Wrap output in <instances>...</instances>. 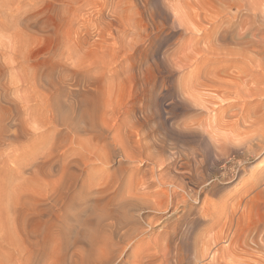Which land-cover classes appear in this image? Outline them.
Listing matches in <instances>:
<instances>
[{"label": "rangeland", "instance_id": "obj_1", "mask_svg": "<svg viewBox=\"0 0 264 264\" xmlns=\"http://www.w3.org/2000/svg\"><path fill=\"white\" fill-rule=\"evenodd\" d=\"M263 119L264 0H0V263L14 264V225L30 216L31 239L53 236L50 264H264ZM159 173L175 185L152 184ZM111 179L113 213L99 220L92 192ZM125 195L141 208L120 205Z\"/></svg>", "mask_w": 264, "mask_h": 264}, {"label": "bare ground", "instance_id": "obj_2", "mask_svg": "<svg viewBox=\"0 0 264 264\" xmlns=\"http://www.w3.org/2000/svg\"><path fill=\"white\" fill-rule=\"evenodd\" d=\"M191 90V89H190ZM260 117V116H259ZM64 120V119H63ZM198 120V119H197ZM264 120V119H263ZM262 120V121H263ZM261 121V122H262ZM69 122H72V121H69ZM207 124V123H206ZM263 124V123H262ZM181 125V124H180ZM202 124H201V122H199V121H189V122H187L186 124H185V126L186 127H200ZM204 127V126H203ZM205 128V127H204ZM78 129V128H77ZM206 129V128H205ZM204 129V130H205ZM208 129V128H207ZM206 129V130H207ZM74 130V129H73ZM174 130H176V129H174ZM100 132V131H99ZM184 132V131H183ZM261 132V131H260ZM262 132H264V130L262 131ZM102 133V132H101ZM258 132H256V134L255 135H257L258 136V138H261V139H264V133L262 134H260V133H258ZM175 134V133H174ZM199 134V133H198ZM176 135V134H175ZM171 136V135H170ZM179 136H181V135H179ZM197 136V135H196ZM199 136H202V134H199ZM198 136V137H199ZM93 137V136H92ZM91 137V138H92ZM178 137V136H177ZM195 136H193L192 138H193V140H195V138H194ZM252 138H250V139H248V141L247 142H245L246 143V145H245V152L246 153H253L254 152V148H255V146H256V144H254V140L256 139L255 137L256 136H251ZM95 138V137H94ZM201 137H199V139H200ZM205 138H207L206 136H205ZM83 139V138H82ZM80 140L79 139V143L81 144L80 146H82L83 148H86V150H88V152L89 153H91L92 154V152L94 151V149L96 148V146L94 145V147L92 146V144H90L91 142H86L85 140ZM89 139V141H92V140H90V138H88ZM93 139V138H92ZM170 139V138H169ZM168 139V140H169ZM181 139V138H180ZM203 140H209V138L208 139H204V137L202 138ZM202 139H200V140H202ZM187 140V139H186ZM191 140V139H190ZM192 140V141H193ZM257 140V139H256ZM259 140V139H258ZM88 141V140H87ZM99 141V140H98ZM101 141H102V139H101ZM117 141V140H116ZM153 141V140H152ZM197 142H198V140H196ZM212 141V140H211ZM223 141V140H222ZM173 142V141H172ZM206 142V146H208V144H207V142L208 141H204V143ZM186 143V142H185ZM202 143V142H201ZM203 143V144H204ZM194 144H196V142H194ZM113 145V144H112ZM211 145V144H210ZM137 146V145H136ZM146 146V145H145ZM194 146V145H193ZM197 145H195L194 146V148L196 147ZM203 146V145H202ZM205 146V145H204ZM214 146V145H213ZM228 146H229V144H228ZM148 147H151V148H155L156 150H155V152H156V154H160V152L161 151H163L162 150V148H163V145L162 144H158V145H156L155 143H149L148 144ZM201 147V146H200ZM199 147V148H200ZM210 146H208V148H209ZM107 148V147H106ZM194 148L193 147H191V149H193V151H194ZM197 148V147H196ZM204 148V147H203ZM226 148V147H225ZM198 149V148H197ZM196 149V150H197ZM97 150V149H96ZM96 150H95V152H93L95 155H94V157L96 158V159H101V160H105V159H107L105 156H104V153L102 154V152L100 153V152H96ZM186 150V149H185ZM195 150V151H196ZM210 150V149H209ZM213 150V149H212ZM100 151V150H99ZM107 151V150H106ZM154 151V150H153ZM192 150H190V151H188V153L186 154V157H187V160H188V162L190 163V166H191V169H194V170H196V171H198V168H197V165H199L200 163H196L195 162V159H197V158H195V151L193 152ZM203 151V150H202ZM201 151V152H202ZM205 151L206 152H208L206 149H205ZM220 151V150H219ZM228 151H230V150H228ZM240 151V150H239ZM184 152V151H183ZM198 153H199V151H198ZM208 154H209V152H208ZM214 154H215V157H214V155H212L214 158L213 159H215L216 160V157L217 156H219L221 153L219 152V155H218V153H217V150L216 151H214ZM228 154V153H227ZM115 155V154H114ZM200 155H203V154H200ZM205 155V154H204ZM204 155H203V157H204ZM207 155V154H206ZM217 155V156H216ZM108 156V155H107ZM112 156V155H111ZM199 156V155H198ZM221 156H222V154H221ZM113 157V156H112ZM119 157V156H118ZM181 157V156H180ZM203 157H202V159H203ZM207 157V156H206ZM211 157V156H210ZM223 157V156H222ZM80 158V157H79ZM162 157H161V155H156V157H155V163H160V164H163V163H161V161L160 160H162L161 159ZM74 159V158H73ZM77 159V158H76ZM95 159V160H96ZM108 159H109V157H108ZM165 159H166V157H165ZM199 159V158H198ZM219 159H221V157L219 156ZM186 160V159H185ZM208 160V159H207ZM78 161V160H77ZM84 161V160H83ZM97 161V160H96ZM109 161V160H108ZM170 161V160H169ZM192 161H194V163H196V164H194L193 165V163H192ZM219 161V160H218ZM223 161V160H222ZM221 161V162H222ZM67 162H69V161H67ZM66 162V163H67ZM86 162V161H85ZM120 162V161H119ZM171 162V161H170ZM200 162V161H199ZM202 162V161H201ZM208 162H209V160H208ZM70 163V162H69ZM72 163V162H71ZM79 163H81L80 161H79ZM63 164V163H62ZM75 164V163H74ZM165 164V163H164ZM203 164V163H202ZM202 164H200L199 166H201ZM64 165V164H63ZM68 165V164H67ZM79 165V164H78ZM73 166V165H72ZM80 166V165H79ZM83 166V165H82ZM160 166V165H159ZM65 167H67V166H64V168ZM60 168V167H59ZM61 168H62V166H61ZM63 168V169H64ZM164 169H168L169 167H167V165H164V167H163ZM62 169V170H63ZM163 169V170H164ZM65 171H66V169H64ZM151 170V169H150ZM149 170V171H150ZM158 170H160V169H158ZM179 170V169H178ZM188 170V169H187ZM206 170V169H205ZM35 171V170H34ZM61 171V170H60ZM65 171H63V172H65ZM80 171V170H79ZM168 171V170H167ZM190 171V170H189ZM63 172H61L60 174H63ZM68 173H70V172H72V171H67ZM152 172H153V169H152ZM151 172V173H152ZM36 173V172H35ZM67 173V174H68ZM156 173V172H155ZM195 173V172H194ZM66 174V173H65ZM67 174L65 175L66 177H67ZM71 174V173H70ZM69 174V175H70ZM73 174V173H72ZM71 174V175H72ZM78 174V173H77ZM204 174V173H203ZM64 175V174H63ZM62 175V176H63ZM68 175V176H69ZM70 175V176H71ZM74 176H75V174H73ZM73 175H72V177H73ZM152 175V174H151ZM181 175V174H180ZM183 175H184V173H183ZM188 175V174H187ZM194 175V174H193ZM61 176V175H60ZM59 176V177H60ZM168 176V175H167ZM191 176V175H190ZM70 178V177H67V180H68V178H70L71 180L68 182V181H65V183L64 184H66L67 186H71L72 184H73V181L74 182H76L75 180H72L73 178L75 179L76 177H77V175L75 176V177H73V178ZM107 177V176H106ZM122 177V176H121ZM149 177V176H148ZM151 177V176H150ZM149 177V178H150ZM166 177V176H165ZM62 178V177H61ZM61 178H60V181H62L61 180ZM78 178V177H77ZM113 178V177H112ZM147 178V177H146ZM152 181H150L152 184H159V185H166V184H174L173 183V179L171 178V180H172V182L170 183V182H166L165 180H164V177H163V175L162 174H157V176L155 177V174H153L152 175ZM189 178V177H188ZM100 179V178H99ZM106 179V178H105ZM108 179V178H107ZM64 180H66V178L64 179ZM113 179H111V181H112ZM123 180V179H122ZM117 181H120V180H117ZM115 179L113 180V182H107L105 185H102V186H98V187H95V189L93 190V192L92 193H94V199H93V205H94V207H95V212H96V214H95V216L97 217V216H100L99 217V220H100V218H102V216H103V218H104V216H109V215H111V213H113V212H111V209L109 208L111 205H112V203L111 202H114L116 199H117V195L115 194L116 193V188H118V187H120V185H119V183H118V185L116 186V188L114 187L115 186V184H117L116 182H117ZM63 182L64 181H62V182H60L61 184H63ZM67 182V183H66ZM134 182V181H133ZM136 182V181H135ZM141 182H142V179H141ZM147 182V181H146ZM138 183V182H137ZM136 183V184H137ZM144 184H146L145 182H143ZM179 183H181V182H179ZM56 184V183H55ZM61 184H60V186H61ZM99 184H100V182H99ZM101 184H102V182H101ZM121 184V183H120ZM57 185V184H56ZM66 185H64L65 186V188H66ZM140 185V184H139ZM158 185V186H159ZM175 185V184H174ZM36 186V185H35ZM37 186H39V185H37ZM36 186V187H37ZM47 186V185H46ZM54 186V185H53ZM63 186V185H62ZM61 186V189L62 188H64V187H62ZM178 186V185H177ZM35 187V188H36ZM43 187H44V185H43ZM73 187V186H72ZM139 187V186H138ZM156 187V186H155ZM252 187H254V185L252 186ZM50 188V187H49ZM64 188V189H65ZM113 188H115V190L114 191H112L113 190ZM122 188V187H121ZM152 188V187H151ZM157 188V187H156ZM39 189V188H38ZM55 191H56V189L55 188H53ZM52 188L49 190V191H47V192H50L51 190H53ZM64 189L62 190V191H59L60 192V194H58L57 192H56V194H57V197L55 198V200L58 198L59 200L60 199H62L63 197V195H64ZM68 189V188H67ZM70 189V188H69ZM68 189V190H69ZM37 190V189H36ZM53 190V191H54ZM118 190H120V189H118ZM144 190V189H143ZM153 190V189H152ZM161 190V189H160ZM142 191V190H141ZM148 191V190H147ZM146 191V192H147ZM34 192V191H33ZM66 192H67V190H66ZM119 192V191H118ZM140 192V191H139ZM143 192H145V191H143ZM143 192H140V193H135V195H137L138 197H140L141 198V195H143L142 193ZM146 192H145V194H146ZM149 192V191H148ZM53 193V192H52ZM133 193V192H132ZM164 193H166L167 194V192L166 191H161V192H159L158 190H154V191H150V193H149V195H152L153 197H156V198H160V197H163L164 196ZM35 194V193H34ZM40 194V193H39ZM38 194V195H39ZM52 195V194H51ZM51 195H50V197H51ZM65 195H67V194H65ZM33 196V195H32ZM47 196V195H46ZM54 196V195H53ZM52 196V197H53ZM122 196V195H121ZM134 195H125L124 197V199H122L121 201V203H120V205H123V206H126V207H129L130 205L132 206V209H140L141 207H140V205H138V200H141L140 198H138V200L137 201H135L136 199H134L135 197H133ZM145 197L144 198H146V195H144ZM167 196V195H166ZM170 196V195H169ZM38 197V196H37ZM52 197L51 198H49L48 196H47V198L48 199H52ZM66 197V196H65ZM148 197V196H147ZM173 197H174V195H173ZM176 198V197H175ZM178 198V197H177ZM34 199V198H33ZM46 199V198H45ZM64 199V198H63ZM143 199V198H142ZM147 199V198H146ZM149 199H150V197H149ZM148 199V200H149ZM152 199V198H151ZM52 200H54V198L52 199ZM54 200V201H55ZM58 200V204H59V202L61 203L62 201H59ZM170 200V199H169ZM176 200V199H175ZM177 200H179V199H177ZM34 201H35V199H34ZM46 201H47V199H46ZM45 201V202H46ZM51 201V200H50ZM49 200H48V202H50ZM91 201V200H90ZM89 201V202H90ZM144 201V200H143ZM167 201V200H166ZM165 201V202H166ZM180 201V200H179ZM37 202H38V200H37ZM57 202V201H56ZM64 202H65V200H64ZM120 202V201H119ZM146 202L147 203H149L147 200H146ZM150 202H153V201H150ZM34 203V202H33ZM33 203H31L32 204V206L34 205ZM52 203H53V201H52ZM55 203V202H54ZM155 203V202H154ZM179 203V202H178ZM163 204H165V203H163ZM166 204H167V202H166ZM36 205H38V203L36 204V202H35V206ZM56 205V204H55ZM85 205V204H84ZM117 205H119V204H117ZM120 205H119V207H120ZM157 205V204H156ZM160 206H161V203L159 204ZM180 205V204H179ZM53 206V205H52ZM82 206V205H81ZM130 206V207H131ZM166 205H164V207H165ZM176 206H178L177 204H176ZM48 207V206H47ZM51 206H49V208H50ZM62 207V206H61ZM126 207H125V209H126ZM134 207V208H133ZM182 207V206H181ZM34 208H36V207H34ZM44 208H45V206H44ZM51 208H53V207H51ZM55 208V207H54ZM57 208H58V205H57ZM75 208V207H74ZM77 208H79V207H77ZM76 208V209H77ZM145 208V207H144ZM148 208V207H147ZM160 208V207H159ZM203 208V207H202ZM39 209V206L37 207V210ZM41 209V208H40ZM47 210H48V208H46ZM61 209V208H60ZM67 209H69V208H67ZM75 209V210H76ZM87 209V208H86ZM91 209V208H90ZM114 209V208H113ZM128 209V208H127ZM130 209V208H129ZM154 209V208H153ZM44 211H45V209H43ZM51 210V209H50ZM52 210H54V209H52ZM51 210V211H52ZM66 210V209H65ZM74 210V211H75ZM106 210H108V213H106ZM115 210V209H114ZM113 210V211H114ZM181 210V209H180ZM36 211V210H35ZM38 211H40V210H38ZM41 211H42V209H41ZM44 211H42V212H44ZM82 211L84 212V210L82 209ZM121 211H122V209H121ZM120 211V212H121ZM47 212V211H46ZM53 213H55V211H52ZM52 212H50V211H48V213L50 214V213H52ZM58 212V211H57ZM66 212H67V210H66ZM92 212V211H91ZM94 212V213H95ZM123 212V211H122ZM178 212V211H177ZM41 213V212H40ZM63 213V212H62ZM85 213V212H84ZM94 213H93V216H94ZM125 213V212H124ZM38 214V213H37ZM45 214V213H44ZM43 213L42 214H40V215H44ZM56 214V213H55ZM55 214L53 215L52 214V216H49L48 214H45V215H47V216H36V217H38V220H36V221H41L45 226L47 225L48 227H50V229L52 228V226L54 227L55 225H56V227H58V225L56 224L57 223V221H59V220H57L56 222L54 221L55 219L54 218H57V217H54L55 216ZM114 214H116V212H114ZM122 214V213H121ZM39 215V214H38ZM57 216H58V214H56ZM60 215H61V213H60ZM62 216V215H61ZM112 216V215H111ZM130 216V215H129ZM20 217L21 216H17V221H16V223L17 224H15V222H14V226H16V236H14L15 234V231H14V238H13V240H12V236L11 237H9V238H11V240H12V245L11 246H13V248H14V250H15V252H14V255H12V256H15L14 257V259H11L12 261H13V263L14 264H40V263H43V261H41V260H45V262L43 263V264H50V262L48 261H46V257L47 256H49V255H51V252L52 251H50V254H48V252L46 251L47 249H46V247H47V245H50L51 243H47V241L50 239V238H53V236L51 237L50 236V238L48 237V236H46L47 238H49L48 240H44V239H40V240H36V239H31V237L34 235V236H36L37 234H35L34 232H33V229H32V226L34 227V225H32L30 222H32V221H30V219H29V217L30 216H28L26 219H27V223L25 222V220H23L25 223H24V225H23V221H21L22 219H23V217L25 218L26 216H23L22 217V219L20 220ZM34 217V216H33ZM32 217V218H33ZM59 217V216H58ZM132 217H133V215H132ZM16 218V217H15ZM103 218L101 219V220H103ZM113 218V217H112ZM129 218V217H128ZM34 219H36V218H34ZM61 219V218H60ZM117 219V218H116ZM16 220V219H15ZM96 220V219H95ZM119 220V219H118ZM122 220V219H121ZM129 220V219H128ZM132 220V219H131ZM61 221V220H60ZM98 221V220H97ZM120 221V220H119ZM134 221V220H133ZM135 221H136V219H135ZM54 222H55V224H54ZM63 221H61V223H62ZM66 222V221H65ZM99 222V221H98ZM98 222H96L97 224H99ZM116 222V221H115ZM125 222V221H124ZM35 223V222H34ZM38 223V222H37ZM58 223H60V222H58ZM97 224H95V225H97ZM102 224V223H101ZM129 224V223H128ZM32 225V226H31ZM35 225H36V223H35ZM38 225H40L39 223H38ZM42 225V224H41ZM40 225V226H41ZM112 225V224H111ZM126 225V224H125ZM39 226V227H40ZM46 226V227H47ZM99 226V225H98ZM124 226V225H123ZM123 226H121L120 228H122ZM127 226V225H126ZM125 226V227H126ZM137 226V225H136ZM36 227V230H37V226H35ZM48 227H47V229H48ZM55 227V228H56ZM105 227V226H104ZM131 227V226H130ZM129 227V228H130ZM135 227V226H134ZM15 228V227H14ZM42 228V227H41ZM40 228V230H42ZM45 227H43V229H44ZM62 229L63 227L61 226H59V229ZM99 228H101V226H99ZM108 228V227H107ZM35 229V228H34ZM49 229V230H50ZM58 229V228H57ZM64 229V228H63ZM96 229H98L97 227H96ZM109 229V228H108ZM128 229V228H127ZM126 229V230H127ZM132 229H134V228H132ZM39 230V229H38ZM37 230V231H38ZM99 230V232L101 231V229H98ZM103 230V229H102ZM105 230V229H104ZM122 230H123V228H122ZM137 230V229H136ZM36 231V232H37ZM45 231V230H44ZM47 231V230H46ZM55 231H57L56 229H55ZM54 231V233H56ZM59 231H61V230H59ZM64 231V230H63ZM106 231V230H105ZM116 231H118V230H116ZM129 231V230H128ZM40 232V231H39ZM51 232H52V230H51ZM68 232V231H67ZM69 232H70V230H69ZM97 233H99L98 231H96ZM108 232V231H107ZM111 232V231H110ZM142 232V231H141ZM54 233H52L53 235H54ZM72 233H74L73 231H72ZM76 233V232H75ZM94 233V232H93ZM97 233H95V236L94 237H97V238H95V240H93L92 241V244L95 246V241H97L98 242V244H99V241H101V233H100V236L99 235H96ZM104 233V232H103ZM109 233V232H108ZM41 234H42V232H41ZM48 234H51V233H48ZM51 234V235H52ZM56 234H58V233H56ZM55 234V235H56ZM70 234V233H69ZM121 234V233H120ZM123 234H125V233H123ZM123 234L121 235V237L123 236ZM40 234H38V236H39ZM45 235H47L46 233H45ZM44 235V236H45ZM63 235H64V237H65V234H64V232H63ZM63 235L61 234V236L63 237ZM77 235V234H76ZM76 235L74 234L73 236H75V238H76ZM110 235V233L108 234V236ZM60 236V235H59ZM67 236V235H66ZM70 236V235H69ZM78 236V238L80 237L79 235H77ZM107 236V235H106ZM113 236V235H112ZM111 235H110V237H112ZM125 236V235H124ZM126 236H127V233H126ZM45 237V238H46ZM58 237V236H57ZM61 237V238H62ZM92 237V236H91ZM90 237V238H91ZM99 237L101 238L100 240H98L99 239ZM33 238V237H32ZM41 238H43L42 236H41ZM56 238V237H55ZM55 238L53 239V240H55ZM59 238V240L60 241H62L63 240V238H62V240L60 239V237H58ZM67 238H68V236H67ZM81 238V237H80ZM83 238V237H82ZM81 238V239H82ZM104 238H107V237H104ZM129 238V237H128ZM38 239V238H37ZM71 238H69V240H70ZM72 239H74V238H72ZM87 239V238H86ZM94 239V238H93ZM108 240L110 239L109 237L107 238ZM123 239V238H122ZM58 240V241H59ZM68 240V239H67ZM112 240V239H111ZM110 240V241H111ZM77 241V239L75 240V242ZM80 242H81V240H79ZM83 241H84V239H83ZM106 241L107 240H105V243H106ZM110 241H109V244H110ZM49 242H52V240L51 241H49ZM53 242H55V241H53ZM63 243H64V241H62ZM65 242L68 244L69 242H67L66 241V239H65ZM78 242V241H77ZM77 242L76 243H74V245L76 244L77 245ZM11 243V242H10ZM79 243V242H78ZM85 243V242H84ZM87 243V242H86ZM116 243H118V242H116ZM54 244H56V243H54ZM58 244H61V243H58ZM65 244V243H64ZM64 244L61 246V247H63L64 246ZM67 244H65V246H67ZM80 244V243H79ZM92 244H91V242H90V245H91V247H92ZM97 244V243H96ZM101 244V243H100ZM70 245H71V243H70ZM73 245V244H72ZM81 245V244H80ZM86 245V244H85ZM84 245V246H85ZM88 245V244H87ZM114 245V244H113ZM55 245H53V247H54ZM59 246V245H58ZM64 246V247H65ZM68 246H69V244H68ZM99 246H101V245H99ZM102 246H104V244H102ZM107 246V245H106ZM111 247H112V245H110ZM116 246V245H115ZM125 246V245H124ZM123 246V247H124ZM60 247V248H61ZM63 247V248H64ZM89 247V246H88ZM87 247V248H88ZM122 247V248H123ZM48 248V247H47ZM56 249L58 248L57 247V245H56V247H55ZM60 248H58V249H60ZM63 248H61L60 250H62ZM66 248V247H65ZM97 248V247H96ZM98 248H100V247H98ZM105 248V247H104ZM107 248H108V246H107ZM102 248H100V250H101ZM109 249H110V247H109ZM49 250V249H48ZM67 251H68V253H69V250L68 249H66ZM65 249L63 250V251H65V254H66V256H68V254L66 253L67 251H66ZM90 250H91V248H90ZM92 250H93V248H92ZM98 250V249H97ZM114 250V249H113ZM112 249H111V251H113ZM117 250V249H116ZM121 250V249H120ZM119 250V251H120ZM59 251V250H58ZM5 252V251H4ZM3 252V253H4ZM12 252V253H13ZM84 252V251H83ZM90 252V251H89ZM102 252V251H101ZM103 252H105V251H103ZM108 253L110 252V251H107ZM3 253H1V254H3ZM53 253V252H52ZM59 253H60V251H59ZM120 253V252H119ZM118 253V254H119ZM6 254V253H5ZM4 254V256H6V258H7V255H5ZM70 254V253H69ZM81 254V253H80ZM117 254V253H116ZM63 255H64V253L62 252V255H60L61 256V258H64L65 259V255H64V257H63ZM99 255H101V254H99ZM3 255H2V257H4ZM78 256H80V255H78ZM96 256V255H95ZM101 256H104V255H101ZM0 257H1V255H0ZM50 257V256H49ZM49 257H47V258H49ZM55 257V256H54ZM99 257V256H98ZM118 257V256H117ZM13 258V257H12ZM55 258H57V257H55ZM60 258V257H59ZM59 258H57V260L59 259ZM68 258V257H67ZM70 258V259H69ZM68 258V264H92V261L93 260H86V261H80L81 259H78V260H75L76 258H75V256H74V258H73V256H71V257H69ZM80 258V257H79ZM97 258V257H96ZM116 258V257H115ZM2 259V258H1ZM0 259V260H1ZM63 259V260H64ZM86 259V258H85ZM95 259V258H94ZM102 259V258H101ZM105 258H103L102 259V262H103V260H104ZM109 259V258H108ZM117 259V258H116ZM3 260V259H2ZM7 260V259H6ZM10 260V259H9ZM8 261V260H7ZM55 261V260H54ZM59 261H62V260H59ZM58 261V262H59ZM64 261H66V260H64ZM63 261V262H64ZM95 261H97V259L95 260ZM98 261H99V259H98ZM98 261H97V263H98ZM114 261V260H113ZM3 262H4V260H3ZM3 262H1V263H3ZM10 262V261H9ZM8 262V263H9ZM101 262V263H102ZM106 262V261H105ZM0 263V264H1ZM7 263V262H6ZM12 263V262H11ZM10 263V264H11ZM52 263H54V262H52ZM51 263V264H52ZM56 263V262H55ZM54 263V264H55ZM59 263H61V262H59ZM59 263H57V264H59ZM66 262L64 263V264H67ZM100 263V262H99ZM104 263V262H103ZM102 263V264H103ZM108 263V262H107ZM63 264V263H62ZM94 264H96V263H94Z\"/></svg>", "mask_w": 264, "mask_h": 264}]
</instances>
